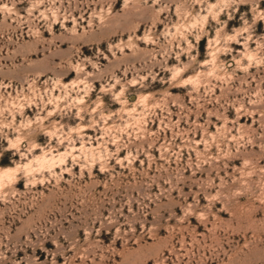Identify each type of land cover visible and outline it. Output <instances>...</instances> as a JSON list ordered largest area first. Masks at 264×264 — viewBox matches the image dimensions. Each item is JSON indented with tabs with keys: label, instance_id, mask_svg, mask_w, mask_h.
<instances>
[{
	"label": "rangeland",
	"instance_id": "374dc122",
	"mask_svg": "<svg viewBox=\"0 0 264 264\" xmlns=\"http://www.w3.org/2000/svg\"><path fill=\"white\" fill-rule=\"evenodd\" d=\"M0 264H264V0H0Z\"/></svg>",
	"mask_w": 264,
	"mask_h": 264
}]
</instances>
